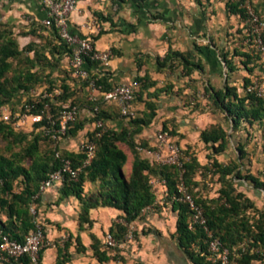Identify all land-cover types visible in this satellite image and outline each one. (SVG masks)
<instances>
[{"label": "trees", "instance_id": "obj_1", "mask_svg": "<svg viewBox=\"0 0 264 264\" xmlns=\"http://www.w3.org/2000/svg\"><path fill=\"white\" fill-rule=\"evenodd\" d=\"M246 2L254 6L253 0H228V11L238 14L245 21L246 12L243 6ZM132 3L138 9L145 7L144 0H132ZM254 9L258 13L255 7ZM247 37L245 36V40ZM262 37L264 41V31ZM57 50L59 54L70 57L71 50L61 40H59ZM26 51L32 52L33 57H25L24 62L27 67L20 68L19 64ZM242 55L246 57V60L242 62L244 67L252 74L254 68L249 67L251 56L249 54ZM253 56L257 61L264 63V55L253 53ZM173 58L183 59L184 56L171 52L160 63V66H164ZM222 59L228 69L232 70L233 61L226 54L222 55ZM15 61L16 64H14ZM55 63L57 64V62ZM94 63L97 62L86 59L84 65L92 66ZM48 65H50V60L39 44L31 42L24 48L20 47L13 28L3 22L0 8V108L9 105L16 96L29 94L38 85L47 82L41 70ZM37 67L38 69H36ZM185 68L186 72H189L199 69L201 66L187 60ZM71 75L69 74L60 83L52 80L47 82L49 86L45 93L50 94L54 89H59L61 90L60 95L30 97L21 105L23 112H26L25 105H28L30 109L27 113L35 115L42 114L46 105L50 106L51 118L48 119L46 115H43L42 120L34 123L32 132L17 131L13 124L0 120V137L7 142L5 152H0V229L18 242H24L29 232L35 229L37 220L41 221L42 219L39 210L42 201V193H39L41 183L51 173L62 167L63 159H70L74 168H80L87 158V155L81 150L69 152L60 146H56L50 151H41V143L45 139L54 142V136L58 137L55 131L60 127L59 115L66 108L64 106L67 101L71 100L69 108L75 107L78 114L76 103L79 100L76 97L80 89L73 85L76 79ZM137 80L140 82L139 88H141L143 80L141 78ZM83 81L89 87L93 83L92 90L99 93L98 97H94L91 102H88L92 107V119L85 122L78 120L76 116L74 121L68 123L64 137H76L88 123H94L95 128L88 132L85 139L94 142V156L81 169L77 180L67 178L61 184L54 186L53 189L57 190L59 201L74 196L81 202L78 217L80 230L85 226H92L93 221L90 218L92 209L113 207L121 211L120 221L114 222L109 230V234L117 246L108 247L106 241L102 244L96 238L93 240L92 250L98 264H106L110 259H117L120 245L126 240V235L129 232V225L138 220L142 211L157 200V194L152 184L155 177L165 181L166 198L178 212L177 240L187 258L193 264H213L207 259V246L204 243L206 234L203 227L196 225L193 229L189 228L192 210L187 203L180 200L181 194L177 188L179 182L177 166L162 165L140 150L153 151L156 149L155 145L146 142L138 143L136 138L155 117V104L147 103L148 112H145L143 116H132L128 118L126 127L119 131L112 130L106 124V112L102 108L106 101L102 94L109 92L115 86L110 84L106 75L102 77L88 76ZM254 84L252 79H245L244 90L241 93L235 86H230L228 83L218 90L206 89L214 109L225 115V121L230 124L233 133L242 127L249 131L254 125L264 123V95L259 94L257 90H248ZM52 121L54 125H51ZM99 122L104 125V129L97 126ZM169 123V125L165 124L160 131H167L174 139L176 126L173 121ZM98 132H101L99 137L96 136ZM233 133L230 134L220 124L202 131L200 136L202 141L211 145L213 155L210 157V163L208 166H202L196 157L183 155L181 159L184 167L183 180L188 193L202 209L206 227L230 250L231 257L238 264H262L264 262V209H259L243 191H240L238 183L243 182L256 189H262L264 181L250 172H243L244 163L241 160L247 155L245 143H238L239 160L222 163L217 159V156L225 153L228 149ZM120 144L128 146L132 154L128 175L124 173L128 155L120 147ZM199 170H206L207 173L218 177L221 186L217 197H204L198 192L197 189L201 182L196 180V174ZM87 185L93 186V190H89ZM32 205L36 206V215L30 211ZM3 216H5V220L2 219ZM77 243L78 251L85 250L79 237ZM68 247L69 244L65 242L62 247L58 248L55 264L70 263ZM110 250L115 251L116 255L110 254ZM42 252L43 250L40 252V256ZM21 261L22 264H30L28 257H24ZM5 263L18 264L13 260Z\"/></svg>", "mask_w": 264, "mask_h": 264}, {"label": "crops", "instance_id": "obj_2", "mask_svg": "<svg viewBox=\"0 0 264 264\" xmlns=\"http://www.w3.org/2000/svg\"><path fill=\"white\" fill-rule=\"evenodd\" d=\"M227 1L144 0L145 7L138 9L132 0H81L71 13V33L90 39L98 51L112 53L107 65L99 62L92 66L85 64L83 69L88 76L106 75L112 86L128 84L139 78L143 80L132 103L134 116L141 117L148 112L147 103L155 104L156 111L150 125L137 135V141L150 137L151 145H155L157 133L173 121L176 126L174 139L182 151L200 144L211 149L210 144L202 141L201 132L216 124L224 127L225 115L214 109L206 89L218 90L228 83L241 93L245 79L255 82L257 70L264 78V63L253 58L245 40V21L228 11ZM253 4L264 18V0H253ZM0 8L3 22L13 28L15 36L19 34V38L26 40L23 46L35 42L46 53L50 60V65L42 69L46 78L60 82L71 75L69 55L58 53L59 40L54 30L41 25L47 16L44 0H0ZM171 52L182 54L184 58H173L161 67L160 63ZM224 54L233 61L232 70L222 59ZM242 54L251 56L249 67L254 68L252 74L244 67L242 62L246 57ZM187 60L201 68L186 72ZM75 79L73 85L79 89V83L84 79ZM261 87L264 90V85ZM34 92L36 89L24 96L18 95L6 106L22 105L34 96ZM41 92L45 93V88ZM92 95L96 98L99 93L92 90ZM102 108L106 112L108 128L119 131L127 126L129 119L121 115L115 102H105ZM13 111L17 113L15 109ZM94 128V123H88L76 137L66 138L62 149L79 152V148L70 147L72 142H77L80 147ZM239 157L238 152L236 160ZM208 158L210 160V156ZM154 182L157 194L154 209L142 213L129 225L132 230L136 229V237L120 247L117 259H110L106 264H193L177 240L178 212L171 202L161 201L158 197L159 194L166 195L167 188L159 178ZM249 187L253 194L247 196L258 208L263 207L264 196L263 200L259 198L262 189ZM58 198L53 187L42 193L39 210L47 239L42 262L55 264L58 248L67 242L71 257L69 264H98L92 250L93 240L96 238L104 244L112 224L120 221L121 211L113 207L92 209V226L80 230L81 202L74 196L63 201ZM2 219L5 220V216ZM78 237L85 250L78 251ZM110 251L116 255L115 251ZM0 264L7 263L0 261Z\"/></svg>", "mask_w": 264, "mask_h": 264}, {"label": "built area", "instance_id": "obj_3", "mask_svg": "<svg viewBox=\"0 0 264 264\" xmlns=\"http://www.w3.org/2000/svg\"><path fill=\"white\" fill-rule=\"evenodd\" d=\"M81 0H44L47 7V16L41 21V25L47 28H51L56 33L59 40H61L71 50L70 54V67L72 75L75 78H87V73L83 69L86 59H90L94 62H99L107 65L112 58L110 51H98L94 48L93 42L77 34H73L70 31L69 18L73 11L76 10L78 3ZM246 12L245 20V34L248 36L246 42L249 44L252 53H260L264 55V41L262 33L264 31V20L255 11L254 7L249 3L243 6ZM94 88V84L90 85ZM140 87L139 81H132L128 84L115 86L109 92L102 94L103 99L106 102H115L120 113L125 118L134 116L132 111V103L135 99L137 90ZM250 90H257L259 94L264 95V90L258 84H254L249 87ZM61 94V90L54 89L50 94L42 93L43 97H56ZM26 112L24 116L34 123L43 119V115H46L48 119L51 118L50 106L46 105L44 112L40 115L27 113L30 109L28 105H25ZM77 110L75 107H66L60 112L59 122L60 127L55 131L58 136H63L66 132L69 122L75 120ZM11 115L2 116L1 120L9 121ZM54 125V122H51ZM98 127L104 129V125L99 122ZM101 135V132L96 134L97 137ZM56 139V135L54 136ZM156 149L144 150L140 149L146 156L162 165H175L179 170V182L177 185L178 191L181 194L180 200L187 203L192 210V216L189 223V228L193 229L196 225L202 226L206 239L204 243L207 246L208 256L207 259L213 264H238V262L231 257L230 250L224 246L218 238H215L206 227V221L203 216L202 209L195 203L192 196L188 193L184 184L183 173L184 167L181 162L183 152L179 144L172 138L167 131H159L156 135ZM80 150L83 151L87 158L80 168H74L70 159L62 160V167L51 173L49 177L44 180L40 185L39 193H43L52 187L61 184L67 178L70 180H77L81 169L87 165L94 156L95 144L91 140H84L80 145ZM162 183H165L162 180ZM154 209L153 205L146 207L142 213L151 211ZM30 211L33 215H36V206L32 205ZM133 239V230L129 226V232L126 235V240L120 245L122 247L127 241ZM106 245L108 247H115L117 243L109 234L107 236ZM47 246V239L44 232V225L40 220H37L35 229L31 230L24 242H18L13 240L9 235L4 234L0 229V261L11 262L12 260L18 264H22V259L28 257L30 264H44L42 262L40 252ZM264 264V262L262 263Z\"/></svg>", "mask_w": 264, "mask_h": 264}, {"label": "rangeland", "instance_id": "obj_4", "mask_svg": "<svg viewBox=\"0 0 264 264\" xmlns=\"http://www.w3.org/2000/svg\"><path fill=\"white\" fill-rule=\"evenodd\" d=\"M254 7V6H253ZM264 20V18H262ZM19 34L16 35V38H19ZM20 47L24 48L23 46L26 43L25 39L19 38ZM25 57H33L32 52H24L21 63L19 64L20 68L27 67V64L24 62ZM254 58V57H253ZM255 59V58H254ZM16 64V61L14 62ZM259 64V62H257ZM38 69V67L36 68ZM41 70V69H40ZM42 71V70H41ZM46 71V70H45ZM43 74V72H42ZM255 83L263 86L264 85V78L259 73V70H257ZM11 75V74H10ZM44 76V75H43ZM45 77V76H44ZM45 80L48 82L49 78L45 77ZM45 82L44 84L38 85L35 89L36 92H34L33 97H38L42 94V88L44 91H47V88L49 84ZM56 83H60L58 81H55ZM81 86L79 87V93L76 97L77 101L76 105L78 106V114H76L78 120H84L85 122L92 119V107L88 104V102H91L93 95H92V88L87 86L84 81H80ZM84 88V89H83ZM24 96V95H23ZM71 104V100L67 101L64 107H67ZM16 110V114H14L13 110ZM7 114H11L10 120L7 121L11 124H13V127L17 131H25V132H32L34 125L31 123L29 119L24 116V112L21 109V105H14V108H11L9 106H4L0 108V120L2 119V116ZM224 124V127L227 129V131L230 133L231 127L228 122L222 121ZM154 132V130H153ZM150 137L144 138V139H138V143L146 142L151 145ZM55 141L52 142L51 140L45 139L44 142L41 143V151L46 152L54 149L56 146H63L65 144V141L67 140L66 137L58 136ZM238 143H245V149H246V157L241 160L244 163L243 172H250V173H256L255 175L260 178V180L264 181V123L259 125L256 124L253 126V128L249 129V131L244 130L242 127L239 129L235 134L234 137H231L229 140L228 149L224 154L219 155L217 158L222 163H229L232 160H236L238 157V150L237 146ZM77 142H72L71 148L74 150H77L80 147L77 145ZM7 146V142L4 141L0 137V152H5ZM61 147V148H62ZM120 147L124 150V152L128 155V162L124 166V173L128 175L130 168H131V161H132V154L128 146L125 144H120ZM16 150V148L14 147ZM210 147L208 148L205 145L200 144L196 145L194 148H183V155L186 157V155H192L198 159H200V164L202 166H208L210 163L208 156L212 157ZM157 178L153 179L152 184L155 186ZM196 180H198L200 183V186L198 187V192L202 194L204 197H217L218 190L220 188V183L218 182V177L216 175H212L211 173H207L206 170H199L196 174ZM238 189L240 191H243L246 195L253 194L252 189L247 185L246 183L239 182L238 183ZM89 190H92L91 185H87ZM264 196V188H262L261 192L259 193V198L263 200ZM159 199L161 201L167 202L168 199L166 198V195L159 194ZM259 209H264L263 207H259ZM136 228V227H135ZM135 230L133 229V238H135Z\"/></svg>", "mask_w": 264, "mask_h": 264}]
</instances>
